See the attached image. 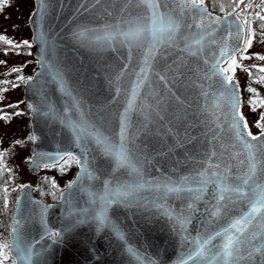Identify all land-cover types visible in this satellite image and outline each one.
I'll return each instance as SVG.
<instances>
[{"label": "water", "instance_id": "water-1", "mask_svg": "<svg viewBox=\"0 0 264 264\" xmlns=\"http://www.w3.org/2000/svg\"><path fill=\"white\" fill-rule=\"evenodd\" d=\"M29 22L30 169L71 154L78 171L56 202L24 185L16 264H264V131L224 70L241 18L197 0H35Z\"/></svg>", "mask_w": 264, "mask_h": 264}, {"label": "rangeland", "instance_id": "rangeland-1", "mask_svg": "<svg viewBox=\"0 0 264 264\" xmlns=\"http://www.w3.org/2000/svg\"><path fill=\"white\" fill-rule=\"evenodd\" d=\"M34 5V0H5L0 9V35L19 45L23 41L28 40L32 45L29 17ZM209 9L211 10L210 7ZM243 20L248 29L250 18L243 17ZM6 44L8 47H0V81L1 79L4 80L3 84L5 83L6 85L4 97L0 99V105L14 100L19 102V100L23 99V82L18 81L12 85L14 76L12 75L13 73L10 74L7 71L8 63L18 60L20 62L23 61V63H26L23 66V71H29L33 68L32 60H35V64L37 61L32 51L30 54L22 48L14 49L11 47L12 43L6 42ZM241 50L239 57L231 59L229 68L233 69L231 76L236 77L240 82L244 103L246 100L245 96L247 97L246 103L248 104L246 107L248 109L244 106L245 110L244 108L243 110L247 115L250 132L256 134L263 129V126L260 120L256 121V116H258L256 106L249 104L251 98L249 86L252 75L250 67L257 66L260 69H264V32L248 29V38ZM26 108L29 110V107ZM27 109H19L15 114H9L10 112L8 111L0 118V143H2L3 148L9 154L6 155V163L8 167L10 166L9 171L11 173L9 172V175H12L11 180L9 178L7 181L9 191L14 188H20L26 182L36 185L40 175L46 173V171H54L53 167H49L43 169L41 173L34 174L27 168L26 159L30 156V146L33 141L31 139L30 113ZM8 254L9 247L8 243H6L0 248V257L6 258Z\"/></svg>", "mask_w": 264, "mask_h": 264}, {"label": "trees", "instance_id": "trees-1", "mask_svg": "<svg viewBox=\"0 0 264 264\" xmlns=\"http://www.w3.org/2000/svg\"><path fill=\"white\" fill-rule=\"evenodd\" d=\"M5 0H0V9ZM204 1L211 10L218 13L226 12H238L242 17L250 18L248 22V29L264 32V0H201ZM3 39H0V47H8L6 42L11 41L0 35ZM18 44L11 41L14 49L22 48L31 54V44L29 40L25 44ZM33 58V56L31 55ZM24 61H26L24 59ZM33 68L29 71H23V66L26 63L23 61H15L8 63L7 71L14 76L12 79V85L19 82L26 83L34 71L37 69L35 60H32ZM229 64L226 65V70L229 75L232 74L233 69L229 68ZM252 69V75L250 78V100L249 104L256 106L257 115L256 121L260 120L264 129V69H260L257 66L250 67ZM24 73V74H23ZM23 74V75H22ZM5 82L0 81V99L4 97ZM244 106L248 103L247 97ZM29 107L23 100L19 102L10 101L6 104L0 105V118L10 112L9 114H15L19 109H27ZM250 108V107H249ZM246 109H248L246 107ZM28 110V109H27ZM251 111V109H250ZM6 155H9L0 143V248L8 241L9 238V223L13 211V205L15 198L20 188H14L12 191L8 190L7 181L11 180L9 175L10 166L6 163ZM8 167V168H7ZM54 171L47 172L39 176V180L35 185V191L48 201H55L58 199L61 190L73 179L77 171V161L73 156H68L62 163L53 166ZM14 176V174H13ZM13 178V177H12ZM13 180V179H12ZM0 264H14V259L6 257L0 260Z\"/></svg>", "mask_w": 264, "mask_h": 264}, {"label": "snow or ice", "instance_id": "snow-or-ice-1", "mask_svg": "<svg viewBox=\"0 0 264 264\" xmlns=\"http://www.w3.org/2000/svg\"><path fill=\"white\" fill-rule=\"evenodd\" d=\"M42 4H43V0H42ZM42 10H43V7H42ZM262 19H264V18H262ZM0 39H3L2 37H0ZM9 43H11V41H9ZM25 44H27L28 42L27 41H25L24 42ZM249 135H250V133H249ZM253 139H256V137H253ZM98 141H99V136H98ZM246 147H248L249 149H251V145H246ZM124 150H123V148L121 149V152L119 153V157H120V160H121V162L125 159V157H124ZM249 156H250V158H252V154H251V151L249 152ZM128 193L127 192H124V191H120V190H117L116 191V193H115V195H117V196H124V195H127ZM224 197H223V195H221L220 196V199H223ZM253 211H255V209H253ZM106 219H107V217L105 216V215H101L100 217H99V220H100V222L101 223H104L105 221H106ZM237 223H239V221H237ZM236 225H233V227H235ZM210 239L211 238H209V241H206V243H208V242H210ZM235 242L232 240V238L231 237H229V239H228V242H227V244L225 245V254H227V255H231L232 254V252H231V249H232V245L234 244ZM198 255H202L203 254V245L201 246V250H200V252H198L197 253Z\"/></svg>", "mask_w": 264, "mask_h": 264}]
</instances>
